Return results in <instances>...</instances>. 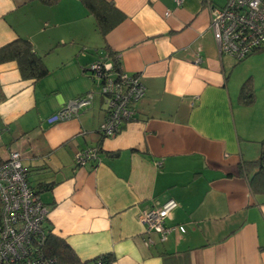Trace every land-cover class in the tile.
I'll use <instances>...</instances> for the list:
<instances>
[{"label": "crops", "instance_id": "1", "mask_svg": "<svg viewBox=\"0 0 264 264\" xmlns=\"http://www.w3.org/2000/svg\"><path fill=\"white\" fill-rule=\"evenodd\" d=\"M103 1L123 15L105 37L81 0H0V48L27 39L47 69L23 78L16 61L0 62V160L20 152L50 233L81 262L111 254L110 264H264V194L250 183L264 108L255 93L240 100L213 37L207 6L227 0ZM110 52L145 92L134 119L105 137L88 65ZM89 91L76 117L47 122ZM88 147L97 159L76 165ZM169 199L178 205L163 239L141 214Z\"/></svg>", "mask_w": 264, "mask_h": 264}, {"label": "built area", "instance_id": "2", "mask_svg": "<svg viewBox=\"0 0 264 264\" xmlns=\"http://www.w3.org/2000/svg\"><path fill=\"white\" fill-rule=\"evenodd\" d=\"M181 4L183 0H175ZM210 28L220 55L242 60L264 47V0H227L223 6H207ZM99 87L104 105L103 121L98 127L105 137L113 136L134 119L133 103L143 98L145 87L138 74L115 71L108 57L88 65ZM89 91L71 99L46 118L47 122L64 121L78 115L79 109L92 103ZM97 147L75 154L76 165L97 159ZM174 199L142 211L146 232L165 238L171 228L165 225L169 213L177 207ZM47 207L34 194L21 164L19 151L11 150L0 160V264H56L44 256Z\"/></svg>", "mask_w": 264, "mask_h": 264}, {"label": "trees", "instance_id": "3", "mask_svg": "<svg viewBox=\"0 0 264 264\" xmlns=\"http://www.w3.org/2000/svg\"><path fill=\"white\" fill-rule=\"evenodd\" d=\"M81 1L94 16L96 26L104 37L123 17L121 13L112 14L109 12L103 0ZM260 50H264V47L255 52ZM107 55L113 64L114 70L119 71L120 64L117 57L111 52ZM9 60L17 62L23 78L39 79L47 73L41 58L33 52L32 45L27 39L19 37L0 48V62ZM250 84L251 78H248L240 86L239 97L242 102L252 103L254 100V93ZM261 143L264 146V139H262ZM251 164L257 168L250 181L252 191L264 194V150H262L260 157L252 161ZM34 194L37 195L35 191ZM45 227L47 234L43 244L44 256L48 259H55L56 264H110L112 262L113 257L111 254L100 255L90 263L81 262L67 243L50 233L46 224Z\"/></svg>", "mask_w": 264, "mask_h": 264}, {"label": "rangeland", "instance_id": "4", "mask_svg": "<svg viewBox=\"0 0 264 264\" xmlns=\"http://www.w3.org/2000/svg\"><path fill=\"white\" fill-rule=\"evenodd\" d=\"M222 5L223 3H216ZM224 59L232 62L231 77L239 78L240 85L248 78H251V89L257 97V105L264 108V50L252 53L242 60L230 58L224 54Z\"/></svg>", "mask_w": 264, "mask_h": 264}]
</instances>
